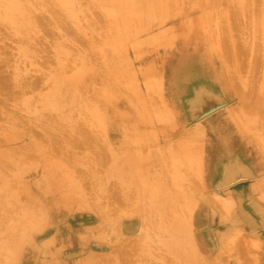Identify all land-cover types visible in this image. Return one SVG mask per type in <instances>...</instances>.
Instances as JSON below:
<instances>
[{"label":"rangeland","instance_id":"1","mask_svg":"<svg viewBox=\"0 0 264 264\" xmlns=\"http://www.w3.org/2000/svg\"><path fill=\"white\" fill-rule=\"evenodd\" d=\"M7 1L10 5H12V1L14 2V0H0V37L3 38V41L0 39V46L2 48L4 44L8 45H4V49L13 51L11 60L14 63L11 60L8 61L9 71H3L9 82L6 81L8 83L7 93L0 90V97H6L5 95H8L10 89L14 90V93L13 97L7 101L6 105L9 107L7 109L6 106L1 107L2 114H0V243L5 240L4 248L0 246V263L97 264L98 262L99 264H112V259L104 255L113 249L114 245H117L121 248L120 257L125 255L131 256L133 259L136 257L135 259H139L137 264H264V213L260 212L257 206H253L264 194V161L262 160L258 167L254 161L256 158L259 159L260 155H264V117L261 116V114L264 115V16L261 17L259 14V9L264 8V0H250L251 3L248 1L250 5L247 7L250 11L245 7L246 11L248 9L246 13L236 0H173L174 3L171 1V5L169 4V10L174 15H172L171 21L166 23V27L172 28L176 37L155 46L150 43V37L146 33L135 37L130 35L123 37V45L119 48L123 49L120 50L122 53L116 49L117 54L115 52L116 57L114 56L113 59L109 58V55L111 56L115 50L112 48L113 51L110 49V52L106 44H113L111 39L114 40L113 38L117 37V35H113L114 30H111L114 24L113 21L110 22L111 16L109 17L106 12L107 17L105 16L106 19L102 22L105 14L97 4L93 5L95 1L76 0L77 5L82 7L81 12L77 11L79 7L76 10L74 6L76 3H73L70 4L73 13L65 6L71 13L67 10L68 13L65 12L67 14L64 15L63 12L56 10L57 14L55 11L53 14H51L52 11L49 12L51 17L46 16L47 13H42L43 9V12L51 10L47 5L51 0H47L49 1L47 3L45 0V4L44 0L43 2L42 0L21 1L32 7H34L33 5L38 7V10L35 8L38 14L33 11L35 13L33 15L34 13H31L33 8L27 6L29 8L26 11L27 16L33 18L37 15L34 24L31 20L24 24L10 22L8 20L10 5L7 4ZM54 3L52 0L53 10L54 8L59 9V5ZM234 3H237L235 5L239 11L235 10ZM45 5L49 6V9ZM70 5H68L69 8ZM42 6L43 9H40ZM90 6L93 7H91L93 17L90 16ZM61 7L63 6L61 5ZM65 7L63 11L66 10ZM188 7H191V10L187 12ZM97 8L101 11H96ZM201 9H204V14ZM3 10L5 11L4 15L2 14ZM39 11H41L40 15ZM84 11L85 13L89 12V15L85 14L84 16ZM203 16L206 18L205 20ZM41 17L43 19H40ZM58 17H62L64 21L59 20ZM253 18L258 21V27ZM50 19L56 23L54 24ZM75 19L76 22H74ZM216 20L220 23H217L218 26L215 24ZM250 20L252 21L250 26L254 30H248L251 27L245 24L247 21L251 24ZM7 21L11 23V27ZM82 22L84 23L83 29L80 27ZM99 22L102 24L95 27V24H100ZM133 23L134 21L129 23L130 30L137 26V22ZM77 24L79 27L76 26ZM87 24L89 26H85ZM90 25H93V28ZM246 25L249 28H245ZM40 26L48 27L49 32L47 33V30L41 29ZM204 26L208 30L205 31ZM90 28L94 33H91L92 30L89 34L87 33ZM20 29H23L22 33L24 31L25 37L23 38V34L20 37ZM60 29L63 31L60 32ZM99 29L100 31H98ZM27 30L36 34H29ZM228 30L230 31L229 37L232 35L233 37L228 38ZM50 31L54 33L53 36H50ZM101 31L106 36H102V33L98 35L97 32ZM107 31L112 34H110L111 39L105 33ZM18 35L19 37L15 38ZM28 35L30 36L28 37ZM65 36L67 39L64 38ZM6 37L8 40L5 39ZM12 37L15 39L12 40ZM48 37L53 43L48 41ZM90 37H94L95 41H92L93 38L90 39ZM102 37L105 39L108 37L111 42H104V39L101 40ZM236 38H238V44L242 43V48L235 44V42L237 43ZM56 41H59L60 44H56ZM103 42L102 48L106 49L107 54L110 53L107 55V60L100 62V59L106 58V56L99 53L101 55L99 58L96 46L97 44L102 45ZM230 42L234 44V47L237 46L238 50L246 49L247 51L245 53L242 50L237 53L239 61L237 57L233 60L229 58L231 55H229L230 48L228 47ZM65 43L66 45H64ZM81 43H84V47ZM48 44L54 48L50 49ZM93 45H96V50L91 47ZM132 45H136V47L133 48ZM137 45H142L144 48ZM243 45L247 48H243ZM105 46L107 48H104ZM258 46H260V50L262 49L261 51ZM75 47H82L84 51ZM98 47V51L102 49L100 46ZM70 48L74 52L71 51V53ZM91 48L95 50L94 54H97L98 57L97 55L93 56V52L90 53L89 49L92 50ZM28 49H32L34 52L32 53ZM23 50H27V52ZM76 50H82V56H79L82 52L79 54L78 51L75 52ZM84 52L88 55H85ZM241 52L246 55L243 56L240 54ZM255 52L257 53L255 54ZM44 53H47L49 57ZM62 53H67L63 54L66 57L67 55L69 58L71 56V62L74 59L73 66L70 65V61L67 63L65 60L67 58L64 59L65 66L63 63L61 64L64 61L60 59ZM45 55L49 59H44ZM59 55L61 56L59 57ZM227 55L229 57L225 58ZM55 56L59 57L61 62L58 60L57 63L56 59L58 58L55 59ZM83 59L86 60L82 62ZM111 59L112 61H109ZM225 59L231 61L228 63ZM254 60H257L255 64ZM29 61L31 62L29 63ZM79 61H81V65ZM118 62L121 63L120 76L123 75L120 81L111 72L112 69H120ZM230 63L233 66L235 63L233 68L235 70L228 73L229 69L232 70L231 67H228ZM249 63L254 65L252 66L254 68H250L253 69L252 71L249 69ZM33 66L40 70L37 71ZM56 66L62 67L64 72L59 74L62 70ZM88 66H91L89 69L94 68L102 74L103 82L110 85V92L103 91L101 85L96 83L88 101H85L78 90L77 92L74 87H69L70 97L66 111L68 117L61 118L58 110L47 106L50 99L49 93L53 91L52 87L55 86L57 80L55 78L72 76L84 70L83 67L88 68ZM147 67L153 69L150 77L153 80L147 79L149 85L147 84L148 86L145 87L143 82H146V79L143 71ZM13 69L22 71L23 75L26 74L29 77V80L33 79L31 77H39V75L41 78L39 77L35 88H23L22 91L18 87L11 86L14 84ZM126 70L130 73H127ZM131 73L138 79V82L135 81L137 85L142 87L143 96L141 98L126 83L129 81ZM7 74L11 77L9 78ZM151 84L154 86L149 87ZM249 86L254 88L252 89L254 93L250 89L248 90ZM96 87L101 90L97 89L99 92L104 93V98L99 95L101 93L98 95L94 93ZM236 91L238 93L241 91L242 94L238 96ZM247 94L248 96H246ZM115 96H117L116 100ZM90 97L102 104L109 103L108 100H111V103L114 102L122 110L124 104H132L140 126H138L139 137L136 139L133 131L126 134L122 131L119 138L113 142L104 130L103 123L100 126V120L90 112L93 111L94 105ZM246 100H249L248 103ZM254 100H256V104ZM92 103L93 105H90ZM134 103L136 105L139 103L137 106L135 105L136 108H134ZM246 103L247 105H244ZM243 105L250 112L239 114V112L245 111ZM262 105L263 107H261ZM14 111H16L15 115H9ZM36 115H40L41 123L47 125L40 126L39 120L36 122H39L36 126ZM158 115H162V117H158ZM22 118L23 122H21ZM26 119L30 122L26 123ZM97 120L99 121L97 122ZM32 129L37 132V135L33 133ZM260 142L263 146L259 144ZM186 152L198 154L201 161L192 158L193 162L189 161V164L183 162L179 166L174 165V160L184 156ZM126 155L145 158L147 168L140 172L143 180L147 179L148 181L152 178L153 181H149L152 184L153 182H155L154 185L163 184V190L167 189L168 194L172 196L173 205L169 206L170 210H166L168 212L166 218L168 220L171 218L170 221H172V218L175 219L179 214L188 217L189 223L185 226L177 224L170 227V230L161 233L162 239H165L164 242L171 244L169 247L163 246L160 239L156 240L158 232L153 233L155 227L151 222H147L148 218L145 217V221L150 225L146 222L144 226L142 225L144 220L141 219L147 215L143 213L144 216L141 217L143 212L141 208L144 207L142 204L145 205L147 199L144 197V190L140 187L143 186L142 182L145 180L141 181V184L140 181H138L139 184L134 181V185L131 183L130 186L127 184L125 186L120 179L121 171L117 169V166H119L121 158ZM172 158L173 160H171ZM248 169L250 170L248 171ZM64 173L67 174L66 177L63 176ZM19 174L22 175L18 176ZM150 175L151 177H149ZM177 175L179 180L176 179ZM2 177L10 183L12 188L10 190L15 192L14 196L5 194ZM136 177L135 180L142 179L137 174ZM63 178L68 180V184L64 183ZM159 179L163 182L160 183ZM157 180L159 181L157 182ZM136 184L138 185L136 186ZM61 185L63 188H68V194L72 192L73 198L62 197L57 200L52 197L50 189L61 187ZM21 188H26L32 196L35 193L38 198L25 197L20 191ZM141 199L146 202L141 203ZM42 200L44 203L39 205ZM56 200L59 202L58 205H56ZM148 200L150 199L148 198ZM177 207L181 209V213ZM262 210L264 211L263 208ZM162 212L163 215L160 212L159 219L165 217L164 209ZM24 213L29 217L26 216V218ZM156 216H150V219H155ZM142 228L143 230H141ZM139 231L141 234L145 233L148 238L144 240ZM29 234L30 238L27 237ZM145 234L143 235L145 236ZM194 239L196 244L203 249L207 244L210 246L194 256L190 245L192 242L194 243ZM120 241L125 242L122 244ZM97 255L103 256L102 259ZM115 262L113 263L120 264Z\"/></svg>","mask_w":264,"mask_h":264},{"label":"bare ground","instance_id":"2","mask_svg":"<svg viewBox=\"0 0 264 264\" xmlns=\"http://www.w3.org/2000/svg\"><path fill=\"white\" fill-rule=\"evenodd\" d=\"M12 1V0H11ZM21 1H23V0H20L19 2H18V0H14V2L12 1V5H10V4H8L9 2L7 1V4L8 5H10V7H8L9 9H8V12H9V18H8V20L10 21V22H12V23H15V24H17V23H29L30 22V20L33 22V24H34V21L36 20V16L35 17H29V16H27V10L29 9L27 6H31V5H29L28 3L27 4H25V3H22ZM36 1V0H35ZM50 1V0H49ZM49 1H47L46 0V3L47 2H49ZM93 1H95L94 2V4L93 5H95V4H97L98 6H99V8L100 9H102L103 11V14H105V15H103V20H102V22L106 19L105 18V16L107 17V15H106V13L107 14H109L108 16L110 17V22H112L113 21V24H114V26H113V28L111 27V25H109L110 27H111V30L113 31V35L114 36H116L117 35V37H115V38H113L114 40H112L111 38H112V36H110V34L108 33V31L107 32H105V33H107V35L110 37V39H111V41H113V44H106V45H108V48H109V50L111 49L112 50V48H113V50H115V51H113L112 52V54H111V56L109 55V53L111 52V50H110V52H109V50H108V54H107V51H106V49H103L102 48V46L104 45V42H106L107 43V41L108 42H111L110 41V39H108V37L105 39V38H103L102 37V39L101 40H103L104 39V42H103V44L102 45H99V44H97V46H96V48H97V51H96V53L98 52V55H99V58L101 57V55L103 56L104 54H105V56H106V58H103V59H100V62H101V60H107V55H109V58H111L112 57V59L113 58H115L116 56V54H117V50L118 51H120L121 49H119V48H121L120 46H122L123 44V40H124V38L123 37H128L129 35L130 36H139V35H141V34H144V33H146V34H148L149 35V37H150V43H152L154 46L155 45H157V44H160V43H162V42H164V41H168V40H171V39H173L174 37H176L175 35H176V33H175V31L172 29V28H170V27H166V23L167 22H169V21H171V18H172V15H174L172 12H171V10H169V4H170V2L172 1L173 2V0H93ZM202 1V0H201ZM206 1V0H205ZM215 1V0H214ZM230 1V0H229ZM235 1V0H234ZM237 1V3H240V7L245 11V13L246 12H248V5H250V3H251V1L250 0H236ZM248 1L250 2L249 4H248ZM42 2H43V0H42ZM54 2L56 3L57 2V0H54ZM192 2V1H191ZM194 2V1H193ZM211 2V1H210ZM33 3V2H32ZM44 4H45V0H44V2H43ZM54 3V4H55ZM59 3V4H58ZM73 3H76V0H58V2L55 4V5H59L58 7H59V9H55L54 8V10H53V8L51 7L52 6V0L50 1V4L49 3H47V5H49L50 6V8H51V10L49 9V6H47V5H45V7L47 6L48 7V9H49V11H47V12H43V6L40 8V9H43L42 10V13L44 14H46V16L47 15H49L50 16V13L49 12H51V14H53V12L55 11L56 12V14L58 13L57 11L59 10L61 13L63 12L64 13V15H66L68 12L69 13H71L73 10L71 9V5L70 4H73ZM174 3V2H173ZM216 3V2H215ZM214 3V4H215ZM231 3H233V2H231ZM237 3H234V6H236L237 5ZM4 4H6V3H4ZM6 4V5H7ZM53 4V5H54ZM90 4H91V1H90ZM200 4V3H199ZM201 4H203V3H201ZM200 4V5H201ZM212 4V3H211ZM229 4H230V2H229ZM236 4V5H235ZM61 5L63 6V7H61ZM68 5H70V8L68 7ZM171 5V4H170ZM34 7H30L31 9L33 8V10L31 11V13H34L33 11H35V13L36 14H38L37 12V8L38 7H36L35 5H33ZM70 10L71 9V12L68 10V9H66V7ZM74 6L76 7V10H77V8L79 7L78 5H77V3L76 4H74ZM207 6V5H206ZM215 6V5H214ZM248 6V7H247ZM54 7H56V6H54ZM61 7V8H60ZM64 7H65V11H63V9H64ZM92 6H90L89 8L91 9H89V12H90V16H92L93 17V13H92V11H93V7L91 8ZM95 7V6H94ZM211 7V6H210ZM248 8L247 9V11L245 10L246 8ZM37 10H36V9ZM73 8V7H72ZM82 7L80 6L79 7V9L77 10V11H79V12H81L82 11V9H81ZM99 8H97V9H95L96 11L97 10H99V11H101ZM189 8V7H188ZM191 8V7H190ZM189 8V10L187 9V12L188 11H190L191 9ZM206 8V7H205ZM251 8V7H250ZM39 9V10H40ZM47 9V8H46ZM195 9V8H194ZM57 10V11H56ZM67 10H68V12H67ZM94 10V11H95ZM204 9H201V11H203ZM236 11L238 10L239 11V9H238V7L236 6V9H235ZM234 10V11H235ZM262 10V11H261ZM87 11V10H86ZM99 11H98V13H99ZM206 11V10H205ZM235 11V12H236ZM249 11H250V9H249ZM259 14H261V17L262 16H264V8L263 9H259ZM3 13V15H4V13H5V11L3 10L2 11ZM41 11H39V15L41 14L40 13ZM65 12H67L66 14H65ZM89 12L87 13H85V11H84V16H85V14H86V16H87V14L89 15ZM106 12V13H105ZM200 12V11H199ZM30 13V12H29ZM35 13L33 14V15H35ZM49 13V14H48ZM73 13V12H72ZM98 13H96V14H98ZM190 13V12H189ZM203 14L205 13L204 11L202 12ZM207 13V12H206ZM96 14H95V16H96ZM100 14V13H99ZM98 14V16H100ZM178 14V13H177ZM202 14V15H203ZM239 14H240V12H239ZM258 14V13H257ZM180 15V14H179ZM189 15V14H188ZM192 15V14H191ZM207 15V14H206ZM237 15V14H236ZM235 15V16H236ZM241 15V14H240ZM43 17H44V15H42ZM45 16V17H46ZM83 16V17H84ZM89 16V17H90ZM183 16V15H182ZM205 16V15H204ZM203 16V17H204ZM254 16V15H253ZM258 16V15H257ZM257 16H255V18L256 19H258V17ZM51 17V16H50ZM82 17V18H83ZM101 17V16H100ZM200 17V16H199ZM206 17V16H205ZM204 17V20L206 19ZM224 17H225V15H224ZM223 17V19H225ZM239 17V16H238ZM68 18V17H67ZM78 18V17H77ZM80 18V17H79ZM102 18V17H101ZM231 16H230V20H231ZM255 18H253V20L255 19ZM40 19H43L42 17L40 18ZM46 19L48 20V18L46 17ZM54 19V18H53ZM58 19L60 20V19H62V17H58ZM57 19V20H58ZM74 19V18H73ZM95 19V18H94ZM97 19V18H96ZM100 19V18H99ZM238 19V18H237ZM255 19V25H257L258 24V21ZM7 20V19H6ZM51 20V19H50ZM67 20V19H66ZM71 21H72V18L70 19ZM93 20V19H92ZM100 20V21H101ZM187 20V19H186ZM236 20V19H235ZM258 20H260V19H258ZM9 21H7V23L10 25V27H11V23L9 22ZM52 21V20H51ZM61 21H64V19H62ZM60 21V22H61ZM77 20L75 19L74 20V22H76ZM82 21V20H81ZM94 21V20H93ZM131 21L133 22L134 21V23L133 24H136V22H137V26H136V28L134 27L132 30H130L129 29V23H131ZM221 21V20H220ZM53 22V21H52ZM102 22H99L100 24H95V27H99L101 24H102ZM108 22H109V20H108ZM187 22V21H186ZM189 22V21H188ZM187 22V23H188ZM234 22V21H233ZM249 22H251V24L250 23H248V21L245 23V24H248L249 26L250 25H252V21L250 20ZM261 22V21H260ZM41 23H44V22H41ZM54 24L56 23V22H53ZM58 23V22H57ZM88 23H89V21H88ZM181 23H183V22H181ZM190 23H191V21H190ZM217 23H219V21L217 22V20H216V22H215V24L218 26V24ZM230 23V22H229ZM47 24V23H46ZM52 24V23H51ZM50 24V25H51ZM53 24V25H54ZM84 23L82 22V24L80 25V27H82L81 29H83V25ZM105 24V23H104ZM110 24V23H109ZM206 24V23H205ZM220 24V23H219ZM39 25V24H38ZM79 24H77L76 26H78ZM94 25V24H93ZM93 25L91 26L92 28H93ZM107 25V24H106ZM248 25H246V27L245 28H249L248 27ZM36 27H37V25H35ZM48 27H49V25H47ZM66 26V25H65ZM85 26H89V24H87V25H85ZM196 26V25H195ZM18 27V26H17ZM33 27V26H32ZM35 27V28H36ZM41 27V26H40ZM48 27H45L44 26V28H42L41 27V29H44V30H47L46 32L48 33L49 31H48ZM50 27H53V26H50ZM67 27V26H66ZM65 27V28H66ZM79 27V26H78ZM103 27H105L104 25H103ZM108 26H106V28H107ZM208 27V26H207ZM214 27V26H213ZM251 28H249L248 30H254L253 29V27L252 26H250ZM257 27H258V25H257ZM12 28H13V26H12ZM92 28H90V30H89V32H87L88 34L90 33V31H91V33H94L93 32V29ZM109 28V27H108ZM167 28V29H166ZM190 28V27H189ZM204 28H205V31L206 30H208V29H206V27L204 26ZM232 27H230V29H231ZM254 28H256L255 26H254ZM40 29V30H41ZM110 29V28H109ZM233 29V28H232ZM5 30V29H4ZM9 31H10V29H8ZM7 30V31H8ZM23 30V29H22ZM22 30L20 29V37H21V34H23L24 33V31H23V33H22ZM37 30H38V28H37ZM43 30V32H45ZM51 30V29H50ZM111 30H109V31H111ZM178 30V29H177ZM234 30V29H233ZM233 30H232V32H233ZM259 30H260V25H259ZM29 30H27V32H28ZM52 32H54V30H51ZM50 31V36H53V34L54 33H52ZM60 32H62L63 30L62 29H60L59 30ZM80 31V30H79ZM98 31H100V29L98 30ZM195 31V30H194ZM229 31V30H228ZM26 32V33H27ZM41 32H42V30H41ZM68 32H69V30H68ZM196 32V31H195ZM262 32V31H261ZM260 32V33H261ZM30 33H33V32H30L29 31V34ZM56 33H59L58 31H56ZM67 33V32H66ZM98 33V35H101V33H102V36H106V35H103V32L101 31L100 33L99 32H97ZM97 33H95V34H97ZM10 34H12V33H10ZM15 34V33H14ZM33 34H36V33H33ZM38 34V33H37ZM41 34V33H40ZM44 34V33H43ZM181 34V33H180ZM16 35V34H15ZM25 34H23V36H22V38L23 37H25L24 36ZM46 36H47V34H45ZM63 36L65 35V33L64 34H62ZM84 35V34H83ZM92 35V34H91ZM97 35V36H98ZM112 35V34H111ZM229 35H230V31L228 32V38H231V37H233V35L232 36H230L229 37ZM250 35H251V32H250ZM260 35V34H259ZM27 36V35H26ZM30 35H28V37H29ZM37 36V35H36ZM35 36V37H36ZM39 36V35H38ZM61 36V35H60ZM72 36V35H71ZM181 36H182V34H181ZM188 36V35H187ZM203 36V35H202ZM3 37V36H2ZM19 37V35L18 36H15V38H18ZM39 37H41V36H39ZM62 37V36H61ZM67 36H65L64 38H66ZM69 37V36H68ZM185 37V36H184ZM194 37V36H193ZM234 37H237L236 35H234ZM9 38V37H8ZM13 38L14 37H12V40H13ZM14 38V39H15ZM21 38V39H22ZM49 38V37H48ZM59 38V37H58ZM63 38V37H62ZM91 38H93L92 39V41H95L94 40V37H90V39ZM178 38V37H177ZM0 39H1V37H0ZM5 39H7V37L5 38ZM5 39H4V41H5ZM27 39V38H26ZM28 39H30V38H28ZM40 39V38H39ZM53 39V38H52ZM55 39V38H54ZM53 39V40H54ZM57 39V38H56ZM67 39V38H66ZM65 39V40H66ZM70 39V38H69ZM108 39V40H107ZM238 38H236V40H237ZM2 41H3V38L1 39ZM8 40V39H7ZM11 40V41H12ZM42 40H43V38H42ZM61 40V39H60ZM62 40H64V39H62ZM100 40V41H101ZM126 40V39H125ZM177 40V39H176ZM229 40H231V39H229ZM1 41V42H2ZM29 40H27V42H28ZM48 41H52L51 40V38H49L48 39ZM70 41V40H69ZM200 41V40H199ZM232 41V40H231ZM41 42H43V41H41ZM61 42V41H60ZM170 42V41H169ZM233 43H234V41H232ZM238 40H237V43L235 42V44H238ZM251 42V41H250ZM262 42V41H261ZM29 43V42H28ZM40 43V42H39ZM52 43H53V41H52ZM56 44L57 43H59V41H56L55 42ZM71 43V42H70ZM252 43V42H251ZM254 43H255V41H254ZM6 44H8V43H6ZM10 44V43H9ZM49 44H51V43H49ZM48 44V45H49ZM56 44H55V46H56ZM60 44V43H59ZM82 45L84 44V43H81ZM80 44V45H81ZM125 44H127V43H125ZM143 44V43H142ZM146 45H147V43H145ZM190 44V43H189ZM199 44V43H198ZM242 43H239L238 45H240V47L242 48V45H241ZM256 45H257V43H255ZM262 44V43H261ZM261 44H260V46H261ZM5 45V44H4ZM4 45L2 46V48H1V46H0V90L1 91H6V93H7V90H6V86H7V82H9L6 78V75H4L3 74V71H9L8 70V68L10 67V64H9V62L8 61H10L11 59H12V56H13V51L11 52V50H9V51H7V50H5L4 49ZM29 45H30V47H32V45L29 43ZM36 46L38 45L37 43L35 44ZM35 45H34V47H35ZM52 45V44H51ZM51 45H49L50 46V49H53L54 47H52ZM64 45H66V43L64 44ZM110 45H115V46H117V48H114V47H112V46H110ZM144 45V44H143ZM259 45V44H258ZM5 46H8V45H5ZM11 46V45H10ZM9 46V47H10ZM16 46V45H15ZM15 46H14V49H15ZM17 46H19V45H17ZM48 46V47H49ZM88 46V45H87ZM95 46L93 45V46H91V47H94V49L96 50V48H95ZM98 46H100L102 49L101 50H105L104 52H102L101 50H99L98 51ZM119 46V47H118ZM127 46V45H126ZM131 46V45H130ZM133 46V48H135L136 47V45H132ZM135 46V47H134ZM137 46H139L140 48H144L142 45H137ZM150 46V45H149ZM148 46V47H149ZM159 46V45H158ZM162 46V45H161ZM236 46V45H235ZM260 46H258L259 47V50H260ZM20 47V46H19ZM29 47V46H28ZM33 47V48H34ZM52 47V48H51ZM82 47H84V45L82 46ZM82 47L80 48V47H77V48H79V49H82ZM129 47V46H128ZM127 47V48H128ZM147 47V46H146ZM163 47V46H162ZM195 47V46H194ZM228 47L230 48V50H229V55H230V57H229V55H227L225 58H227V57H229L231 60H233V58H236L237 57V53L239 52V51H242V50H244V49H242V50H238L237 49V46L236 47H234V44H232L231 42H230V45H228ZM239 47V48H240ZM247 48L246 46H244L243 45V48ZM32 48V49H33ZM64 48H65V46H64ZM69 48V47H68ZM67 48V49H68ZM76 48V47H75ZM76 48V49H77ZM104 48H107L106 46L104 47ZM153 48V47H152ZM165 48V47H164ZM178 48V47H177ZM261 48H262V46H261ZM16 49H17V47H16ZM19 49V48H18ZM32 49H30L31 50V52L33 53L34 51L32 50ZM43 49V48H42ZM78 49V50H79ZM84 49H86V48H84ZM92 49V48H91ZM117 49V50H116ZM179 49V48H178ZM198 49V48H197ZM29 50V49H28ZM29 50V51H30ZM64 50V49H63ZM73 50H75L74 49V47H73ZM72 50V48H70V52L72 51V52H74ZM78 50H76L75 52H77ZM83 50V49H82ZM82 50L81 51H78V53L79 52H82ZM88 50V49H87ZM93 50V49H92ZM90 50L89 49V51H90V53L91 52H93L92 53V55L94 56H96L97 54H94L95 52V50ZM123 50V49H122ZM121 50V51H122ZM196 50V49H195ZM262 50V49H261ZM260 50V51H261ZM23 51H25V50H23ZM68 51H69V49H68ZM84 51V50H83ZM86 51V50H85ZM89 51H88V53H89ZM120 51V52H121ZM151 51V50H150ZM198 51V50H197ZM246 51V49L243 51V52H245ZM25 52H27V50L25 51ZM60 52V51H59ZM59 52L57 53V56H58V54H59ZM71 52V53H72ZM102 52V53H101ZM115 52H116V54H115ZM148 52V51H147ZM195 52V51H194ZM193 52V53H194ZM243 52H241L240 54H242L243 56L244 55H246L245 53L247 52H245V53H243ZM21 53V52H20ZM28 53H30V52H28ZM32 53H30V54H32ZM85 53V55H88V54H86V52H84ZM101 55H100V54ZM119 53V52H118ZM122 53V52H121ZM257 52H255V54H256ZM24 53H22V55H23ZM44 54H46L47 55V53H44ZM63 54H65V53H62V56L61 55H59V57L61 56V57H63V56H65V55H63ZM80 54V53H79ZM82 54H83V52L81 53V55H79V56H82ZM146 54V53H145ZM148 54V53H147ZM151 54V53H150ZM149 54V55H150ZM240 54H238V55H240ZM2 55H4V56H2ZM19 55H21V54H19ZM21 55V56H22ZM25 55V54H24ZM28 55V54H27ZM45 55V56H46ZM54 55H55V53H54ZM70 55V54H69ZM90 55V54H89ZM91 55V56H92ZM98 55H97V57H98ZM113 55V56H112ZM129 55V54H128ZM137 55V54H136ZM136 55H134V56H136ZM142 55V54H141ZM140 55V56H141ZM29 56V55H28ZM33 56V55H32ZM41 56V55H40ZM40 56H39V58H40ZM48 56V55H47ZM44 57V59L45 58H48V57ZM57 56H55V59L56 58H58V59H56L57 61V63H58V60L61 62V60L63 61L65 58H69V56L67 55V57L65 56V57H63V58H61L60 57V59H59V57H57ZM74 56V55H73ZM92 56V57H93ZM115 56V57H114ZM118 56V55H117ZM143 56V55H142ZM141 56V57H142ZM253 56H257V55H253ZM50 57H52L51 55H50ZM76 57V56H75ZM137 57H139L138 55H137ZM154 57V56H153ZM240 57V56H239ZM70 58H71V56H70ZM69 58V60H67V59H65L66 61H67V63L71 60ZM89 58V57H88ZM228 58V59H229ZM20 59H22V58H20ZM49 59V58H48ZM112 59L111 60H109V61H112ZM136 59V58H135ZM140 59V58H139ZM148 59V58H147ZM161 59V58H160ZM237 59H238V57H237ZM14 60V59H13ZM19 60V59H18ZM40 60H41V58H40ZM47 60V59H46ZM45 60V61H46ZM63 61V62H61V64L63 63V65L66 63V61ZM74 60V59H73ZM72 60V62H74ZM84 60H86V59H83V61L82 62H84ZM96 61H98L97 59H95ZM125 60V59H124ZM132 60V59H131ZM130 60V61H131ZM141 60V59H140ZM153 60V59H152ZM227 59H225V61H226ZM230 60V61H231ZM12 61V60H11ZM16 61V60H15ZM102 61V62H103ZM120 61V60H119ZM126 61H128V60H126ZM125 61V62H126ZM139 61V60H138ZM138 61H136L137 63H139ZM145 61V60H144ZM230 61H228L227 60V62L229 63ZM238 61H239V59H238ZM257 61V60H256ZM256 61L254 60V64L256 63ZM13 63H14V61H12ZM31 61H29V63H30ZM47 62H48V60H47ZM71 61H70V65H74V63H72ZM85 62H87V61H85ZM117 62V60L115 61V63ZM149 62V61H148ZM147 62V63H148ZM233 62H235V61H233ZM252 62H253V60H252ZM56 63V64H57ZM81 63V61H79V64ZM89 62H87V64H88ZM119 63V68H120V62H118ZM131 63H132V61H131ZM155 63V62H154ZM158 63V62H157ZM232 63V62H231ZM228 64L229 66L228 67H231V69L232 70H230L229 68V72L228 73H230V71L231 72H233L235 69H233L234 68V66H235V63H234V66H233V64ZM258 63H259V60H258ZM257 63V64H258ZM83 64V63H82ZM90 64V63H89ZM104 65H105V63H103ZM102 64V65H103ZM112 64V63H111ZM250 64V63H249ZM256 64V65H257ZM31 65V64H30ZM58 65V64H57ZM81 65V64H80ZM102 66L103 68L105 67V66ZM122 65H123V63H122ZM125 65V64H124ZM132 65V64H131ZM156 65V64H155ZM158 65V64H157ZM255 65V67H257ZM262 65V64H261ZM59 66H60V64H59ZM62 66V65H61ZM65 66V65H64ZM114 66V65H113ZM112 66V67H113ZM117 66V65H116ZM118 66H117V68H118ZM151 66V65H150ZM159 66V65H158ZM233 66V67H232ZM248 66V65H247ZM250 66V67H249ZM248 67H249V69L252 67V66H254L253 64L251 65H249ZM35 66H33V68H34ZM57 67V66H56ZM93 67V66H92ZM57 68H59L60 70H62V67H57ZM56 68V69H57ZM67 68V67H66ZM89 68H91V66H88V68L87 67H83L82 69H84V70H82V71H80V72H78V73H75L74 75H72V76H68V77H66L67 75V73L65 74L66 76H61V77H59V78H55V79H57L56 80V83H55V86L54 87H52L53 88V91L51 92V93H49V97H50V99L48 100V104H47V106L49 105V106H51V107H54L56 110H58L59 112H60V115H61V118H67L68 117V113L66 112L67 111V104L69 103V97H70V92H68V90H69V87H74L75 89H76V91L78 92V93H80L81 94V96H82V99L83 100H85V101H88V97L89 96H91V92H92V90L95 88L94 86H95V84L96 83H98V84H100L101 85V87H102V89H103V91H106V92H110V85L109 84H107V83H105V82H103V77H102V74L100 73V72H98V71H96V70H94V68L93 69H89ZM126 68V67H125ZM252 68H254V67H252ZM35 69H37V71H38V67L36 68L35 67ZM67 69H69V67L67 68ZM72 69H75V68H72ZM79 69V68H78ZM105 69V68H104ZM111 69V68H110ZM116 69V68H115ZM211 69V68H210ZM257 69V68H256ZM14 70V69H13ZM21 70V69H20ZM40 70V69H39ZM113 71H111V72H113L114 73V77L117 79V80H121L122 79V76L123 75H121L120 76V73L121 72H119L120 70H121V68L119 69V70H114V69H112ZM124 70V69H123ZM129 70V69H128ZM128 70H126V71H128ZM153 70V69H152ZM152 70H151V67H147L143 72H144V76H145V79H146V82H143L145 85V87H147L149 84H148V80L147 79H150V77H151V75H152ZM251 71L253 70V69H250ZM249 70V71H250ZM58 72H59V70H57ZM68 71V70H67ZM72 71H74V70H72ZM64 72V70H62V72H59V74L60 73H63ZM155 72H156V70H155ZM40 73H42L43 74V72H40ZM39 73V74H40ZM57 73V72H56ZM110 73V72H109ZM109 73H108V76H109ZM123 74H124V72H122ZM127 73H130V71H128ZM138 73V72H137ZM218 73V72H217ZM235 73V72H234ZM157 74H158V72H157ZM156 74V75H157ZM64 75V74H63ZM68 75H70V74H68ZM124 75H126V74H124ZM230 75V74H229ZM7 76H9V78L11 77L9 74H7ZM26 76V74H24L23 75V73H22V71H20L19 72V69H18V71L15 69L14 70V76L12 77V80H13V85H11L12 87H18L19 88V90H22L23 91V88H30V89H33V88H35L36 86H37V84H38V81H39V79L41 78L40 77V75H39V77L38 76H35V77H31V78H33L32 80L30 79H28L29 77H25ZM52 76H54V75H52ZM52 76H48V77H52ZM60 76V75H59ZM105 76H106V74H105ZM161 76V75H160ZM125 77H127V75L125 76ZM157 77H158V75H157ZM228 77H232V76H228ZM235 77H236V75H235ZM121 78V79H120ZM51 79V78H50ZM142 79H143V77H142ZM156 79H158V78H156ZM230 79H232V78H230ZM11 80V81H12ZM112 80V79H111ZM125 80V79H124ZM138 79H136V77L131 73V75H130V77H129V81L128 82H126L134 91H135V93L138 95V97H142L143 96V90H142V87H139L138 85H137V83L135 82V81H137ZM150 80H153V79H150ZM7 81V82H6ZM53 81V80H52ZM154 81H156L155 80V78H154ZM249 81V80H248ZM125 82V81H124ZM123 82V83H124ZM138 82V81H137ZM159 82V81H158ZM54 83V82H53ZM73 83V84H72ZM250 83V82H249ZM97 84V85H98ZM148 84V85H147ZM153 84V83H152ZM152 84L149 86V87H151L152 86ZM157 84V83H156ZM155 84V85H156ZM233 84H235V83H233ZM72 85V86H71ZM99 85V86H100ZM120 85V84H119ZM154 86V85H153ZM152 86V87H153ZM252 86V85H251ZM251 86H249L250 88H248V90L250 89V91L252 92V89H254V88H251ZM94 87V88H93ZM130 87H129V89H130ZM253 87V86H252ZM11 88V87H10ZM156 88V87H155ZM97 89H99V87L97 88L96 87V91L94 92V93H96L97 95L99 94V93H101V92H99V91H101L100 89H99V91L97 90ZM149 90V92H150V89H148ZM235 90V89H234ZM257 90V89H256ZM3 91V92H4ZM14 91V90H13ZM12 91V89H10L9 91H8V95H5L6 97H4V98H1L0 97V114H2V110H1V107H5L6 106V109H7V107H9L8 105H6L7 104V101H8V99H10L11 97H13V92ZM132 91V90H131ZM134 91H132L133 93H134ZM243 91V90H242ZM259 91V90H258ZM76 92V93H77ZM119 92V91H118ZM237 92V91H236ZM238 93V92H237ZM252 93H254V92H252ZM79 94V95H80ZM93 94V93H92ZM110 94V93H109ZM114 94V93H113ZM240 94H242L241 93V91L237 94L238 96H240ZM100 96L102 95V98H104L103 97V95H104V93L102 92L101 94H99ZM116 95V94H115ZM100 96H98V97H100ZM105 96H108V95H106L105 94ZM111 96V95H110ZM233 96V95H232ZM242 96V95H241ZM246 96H248V94L246 95ZM246 96H244V97H246ZM255 96V95H254ZM117 96H115L114 97V99L116 98ZM118 97H119V95H118ZM148 97V96H147ZM146 97V98H147ZM250 97V96H249ZM91 98V97H90ZM242 98H243V96H242ZM246 98H248V97H246ZM245 98V99H246ZM258 98V97H257ZM261 98V97H260ZM92 99V101L94 102V105H93V103L92 104H90V105H93V111H90V112H92V114H93V116L95 117V118H97V119H99L100 120V126H102V123H103V128H104V130L106 131V133L108 134V136L111 138V140L114 142L115 140H117V138H119V136L121 135V133H122V131H124V134H126L127 132L128 133H130V131H133V133L136 135V139L139 137V134H138V131H140V130H138V117H137V114H136V111H133V106H131L132 104H130V105H126V104H124V107H123V110L122 109H119V107L117 106V104H114V102L113 103H111L112 101L110 100H108V102L109 103H106V104H102V103H100V102H98L97 100H95V99H93V98H91ZM113 99V100H114ZM255 99V98H254ZM80 100V99H79ZM100 100H102V99H100ZM106 100V99H105ZM104 100V101H105ZM116 100V99H115ZM239 100V99H238ZM251 101H253V99H250ZM107 101V100H106ZM241 101V100H240ZM239 101V102H240ZM247 101V100H246ZM249 101V100H248ZM248 101H247V103H248ZM71 102V101H70ZM254 102H255V104H256V100H254ZM262 102V101H261ZM260 102V103H261ZM91 103V102H90ZM133 103V102H132ZM247 103L246 104H244V105H247ZM139 104V103H138ZM137 104V105H138ZM252 104V103H251ZM251 104H249V105H251ZM255 104H253V105H255ZM262 104V103H261ZM260 104V105H261ZM81 105V104H80ZM134 105V108H136L135 107V103L133 104ZM136 105V106H137ZM243 105V107H244V109H245V111L243 110V112H239V114H241V113H247V111L248 112H250L249 110H246L247 108H246V106H244ZM248 105V106H249ZM264 105V104H263ZM263 105L261 106V107H263ZM15 106V105H14ZM70 106V105H69ZM241 107V106H240ZM239 107V108H240ZM251 107H252V105H251ZM88 108V107H87ZM141 108V107H140ZM250 108V107H249ZM12 109V108H11ZM90 110V109H89ZM238 110V109H237ZM241 111H242V109H241ZM255 111V110H254ZM262 111V110H261ZM3 112H4V110H3ZM238 112V111H237ZM251 112H252V110H251ZM263 112H264V109H263ZM261 113V112H260ZM260 113H258V114H260ZM6 115H7V113H5ZM16 114V111H14L13 112V114H9V115H15ZM264 114V113H263ZM164 116V115H163ZM240 116H242V115H240ZM261 116H263L264 117V115H262L261 114ZM158 117H162V115L161 116H159L158 115ZM157 116H156V118H158ZM262 117V118H263ZM172 118V117H171ZM41 117H40V115H36V117H35V125L37 126V124L39 123H36L37 121H39L40 120V123H39V125L41 126H44V125H47V124H44L43 125V123H41ZM140 119V118H139ZM142 119V118H141ZM258 119V118H257ZM99 120H97V122L99 121ZM251 120V119H250ZM24 121V119L22 118V120H21V122H23ZM45 121V120H44ZM154 121V120H153ZM253 121V120H252ZM258 121H259V119H258ZM257 121V122H258ZM30 121H28L27 119H26V123H29ZM246 122H248V121H246ZM243 123V122H242ZM262 123H263V121H262ZM97 124H99V123H97ZM244 124V123H243ZM261 124V123H260ZM264 124V123H263ZM257 126V125H256ZM263 126V125H262ZM140 127V126H139ZM239 127V126H238ZM258 127V126H257ZM264 127V126H263ZM258 128H260V127H258ZM154 129V128H153ZM33 130V129H32ZM264 130V129H263ZM154 131H156V130H154ZM33 133L35 134V135H37V132L35 131V130H33ZM128 135H130V134H128ZM127 135V136H128ZM51 136V134L49 135V137ZM131 136H133V135H131ZM48 137V136H47ZM140 137H141V135H140ZM126 138V137H125ZM124 138V139H125ZM133 138V137H132ZM128 139V138H127ZM261 139V138H260ZM132 140V139H131ZM262 140V139H261ZM260 140V141H261ZM263 141H264V139H263ZM262 141V142H263ZM259 144H262L261 142L259 143ZM261 146V145H260ZM262 146H263V144H262ZM261 146V147H262ZM120 148V147H119ZM195 151V150H194ZM196 152V151H195ZM131 153V152H130ZM196 153H198V152H196ZM136 155V154H135ZM196 155V156H195ZM116 156V155H115ZM122 156V155H121ZM137 156H139V155H137ZM261 157H259V159L258 158H256V159H254V161H255V163L257 164V167H258V165L261 163V161L263 160L264 161V155H260ZM199 159H198V158ZM150 158V157H149ZM192 158H196L198 161H201V159H200V157H199V155L198 154H193V153H188V152H186L185 154H184V156H181V157H179V158H176L175 160H174V165H176V166H179L180 164H182L183 162H185L186 164H189V161H191V162H193V160H192ZM145 159V158H144ZM143 158L141 159V158H139V157H136V156H131V155H126V156H123L122 158H121V161H119V166H117V169H120V171H121V174H120V179H121V181H122V183H124V185L125 184H127V186H130V184L132 183V185H134L135 183H134V181L136 182V183H138L139 184V182L138 181H140V184H141V181H144L145 180V182H142L143 183V186H141L140 188L142 189V190H144V197L147 199V202L144 200V199H141V203L142 202H146V204L144 205V203L142 204L143 206V208H141V209H143L142 211V215H141V217H143L144 215H143V213H145V215H147V216H144L141 220L143 221L144 220V222H142L141 224L144 226V224H145V217H146V219H147V222H151L154 226L153 227H155V229H153L154 230V234H155V232L157 231L158 232V238H157V236H156V240L158 241L159 239H160V241H161V244H163V246H171V244H169L168 242H164V240L162 239L163 237H161V236H163V235H161V233H163L165 230H170L171 228L170 227H172V226H175V225H183V226H185L187 223H189L188 222V217L187 216H183L182 214L180 215H178V216H176L175 217V219L174 218H172V221H170L171 220V218H169V220H168V218H166L167 217V209L169 208V206L172 204V200H173V198H172V196H170V194H168V192L165 190H163V188H162V185L160 184L161 183V179H159L160 180V186L159 185H154V183L155 182H153V184L151 183V182H149V181H153L152 180V178H150V180H148L147 181V179H144L143 180V177H142V174L140 173V172H142V169H144V171H145V169L147 168V161L146 160H144ZM148 159V158H147ZM149 160V159H148ZM151 160V159H150ZM171 160H173V158L171 159ZM193 164V163H192ZM198 164V163H197ZM113 166H114V164H112ZM113 166H112V168H113ZM111 168V169H112ZM109 169H110V167H109ZM115 169V168H114ZM258 169V168H257ZM250 169H248V171H249ZM114 172H115V170H114ZM140 173V174H139ZM144 173V172H143ZM152 173V172H151ZM136 174L137 175H139V176H141L142 177V179L141 178H139V179H137V180H135L137 177H136ZM146 174V173H145ZM150 174V173H149ZM22 174H19L18 176H21ZM144 175V174H143ZM147 176H148V174H146ZM145 175V176H146ZM63 176L64 177H66L67 176V174H63ZM135 176V177H134ZM144 176V177H145ZM149 177H151V175L149 176ZM147 178V177H146ZM3 179H4V181H3ZM64 179V178H63ZM176 179H180L179 178V176L177 175V178ZM159 180H157V182L159 181ZM2 181H3V188L5 187V188H7V189H5L4 188V191H5V194L6 195H15V192H13V191H11L10 189H12L11 187H10V183L8 182V180L7 179H5L4 177H2ZM64 183H66V184H68L67 182H68V180L65 178L64 179ZM70 182V181H69ZM163 182V181H162ZM54 184V183H53ZM129 184V185H128ZM138 184H136V186L138 185ZM52 186V185H51ZM54 186H56V185H54ZM126 186V185H125ZM140 186V185H139ZM70 187V186H69ZM143 187H144V189H143ZM9 188V189H8ZM140 188H139V190H140ZM20 191H21V193L22 194H24V196L25 197H27V198H29V197H31V198H33V199H35V198H38V196H35V193H33V196H32V194L31 193H28V191H27V189L26 188H21L20 189ZM50 192H51V194H52V197L53 198H56L57 200L59 199V198H62V197H68V198H73V194H72V192H71V194H68V188L66 189V188H63L62 187V185H61V187H52L51 189H50ZM141 192V191H140ZM143 192V191H142ZM264 192V191H263ZM49 193V192H48ZM142 194V193H141ZM139 195H140V193H139ZM143 196V195H142ZM175 196V195H174ZM173 196V197H174ZM139 198H141V197H139ZM148 198L150 199V200H148ZM56 200V205H58V201ZM60 200V199H59ZM144 200V201H143ZM39 202V201H38ZM44 203V200H42L41 202H39V205H42ZM178 204V203H177ZM48 205V204H47ZM139 205H141L140 203H139ZM173 205V204H172ZM171 205V206H172ZM177 206V205H176ZM253 206H257L258 207V209H259V211L260 212H263L264 213V211L262 210V208L264 209V194H262V197L260 198V200L258 201V202H256ZM57 207V206H56ZM191 207H192V204H191ZM172 208V207H171ZM174 208H175V206H174ZM54 209H56V208H54ZM163 209H164V216L165 217H160L161 219H159V215H163ZM47 210H49V209H47ZM168 210H170V209H168ZM177 210H179V213H181L180 211H181V209H179L178 207H177ZM136 211H138V210H136ZM157 211H159V212H157ZM160 212H161V214H160ZM184 212H185V210H184ZM158 213V214H157ZM24 214H26V213H24ZM151 214H153V215H151ZM155 215H157L156 217H155V219L153 218V219H150V216H152V217H154ZM21 216H24V215H21ZM29 217L28 216V214H26L25 215V217ZM149 216V217H148ZM26 217V218H27ZM158 217V218H157ZM149 220V221H148ZM151 220V221H150ZM146 222V223H147ZM148 224V223H147ZM146 224V225H147ZM142 225L140 226V228L142 227ZM148 225H150V223L148 224ZM29 227V226H28ZM24 229H25V227H23ZM168 228V229H167ZM141 230H143V228L141 229ZM156 232V233H157ZM25 234V233H24ZM139 234L140 235H142L141 237H143V239L144 240H146L145 238H148V237H146V234L145 233H143L142 232V234H141V231H139ZM143 234H145V236L143 235ZM27 235V234H26ZM84 236V235H83ZM26 237V236H25ZM28 238H30L31 237V235L29 234L28 236H27ZM140 237V236H139ZM140 237V238H141ZM85 239V238H84ZM194 241V243L192 242L190 245H191V247H192V252H193V255L194 256H196V255H198V254H200V253H202L203 251H204V249H207L209 246H210V244H207V245H205V248L203 249L200 245H197L196 244V240L194 239L193 240ZM122 241H120V243H121ZM123 242H125V241H123ZM123 242H122V244H123ZM141 242H143V241H141ZM81 243V242H80ZM117 243V242H116ZM160 243V242H159ZM119 244V243H118ZM127 244V243H126ZM137 245H138V241H137ZM0 246H2L3 248H4V246H5V240L4 241H2L1 243H0ZM178 246V245H177ZM121 248H120V246H117V245H114L113 246V249H111L108 253L106 252H104L103 251V255H104V253L106 254V255H104L105 257H108V258H110V259H112V261L113 262H115V261H117V263H120V264H137V262H139V259L137 260V259H133L131 256H128V258H127V256L125 255L124 257L123 256H121L120 257V250ZM86 250V249H85ZM108 250V249H107ZM136 250V249H135ZM197 250H198V252H197ZM178 251V250H177ZM190 251V250H189ZM100 252V251H99ZM101 253V252H100ZM99 253V254H100ZM188 253H190V252H188ZM84 254V253H83ZM101 254V255H102ZM94 255H96V254H94ZM130 255H131V253H130ZM93 256V255H92ZM94 257V256H93ZM97 257H99L98 255H97ZM96 257V258H97ZM103 257V256H102ZM102 257H99L100 259H102ZM95 258V259H96ZM99 258H97V259H99ZM97 259H96V261H97ZM103 260H104V258H103ZM2 261V260H1ZM95 261V260H94ZM142 261V260H141ZM3 262V261H2ZM112 262V264H115V263H113ZM0 264H8V262H3V263H0ZM97 264H99L98 262H97Z\"/></svg>","mask_w":264,"mask_h":264}]
</instances>
